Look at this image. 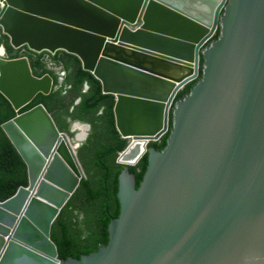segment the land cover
Instances as JSON below:
<instances>
[{"label":"water","instance_id":"95a60500","mask_svg":"<svg viewBox=\"0 0 264 264\" xmlns=\"http://www.w3.org/2000/svg\"><path fill=\"white\" fill-rule=\"evenodd\" d=\"M0 26L15 48L75 54L114 95L127 142L108 244L64 261L51 231L84 178L75 151L89 126L72 146L43 105L4 122L28 187L0 200V264H264V0H0ZM218 27L202 79L155 150L149 143L168 131L171 105ZM4 51L0 91L16 111L51 94L49 73ZM132 142L144 153L125 163ZM146 154L136 188L128 167Z\"/></svg>","mask_w":264,"mask_h":264},{"label":"trees","instance_id":"16d2710c","mask_svg":"<svg viewBox=\"0 0 264 264\" xmlns=\"http://www.w3.org/2000/svg\"><path fill=\"white\" fill-rule=\"evenodd\" d=\"M220 27L204 45L199 55V72L196 79L186 84L176 95L169 111L168 131L150 147L162 151L174 125V110L178 101L187 97L202 79L204 69L203 50L220 38ZM0 46L10 58L27 56L32 71L37 76L49 73L54 79L50 95L39 93L31 103L16 111L8 98L0 91V200L13 197L19 188L28 187V169L18 154L2 124L21 112L43 105L51 114L61 133L70 140L73 123L89 126L86 140L76 150L77 161L84 173L77 190L54 223L51 239L58 248L61 260H79L90 255L109 241L108 225L120 214L118 201L119 175L123 166L117 158L127 147L116 129L114 117L115 97L102 92L101 83L82 68L75 54L65 50L35 51L27 45L15 48L9 36L0 26ZM62 73L64 75L62 76ZM62 78V80H61ZM76 133V132H75ZM148 168V156L144 155L128 172L139 187Z\"/></svg>","mask_w":264,"mask_h":264},{"label":"bare ground","instance_id":"6f19581e","mask_svg":"<svg viewBox=\"0 0 264 264\" xmlns=\"http://www.w3.org/2000/svg\"><path fill=\"white\" fill-rule=\"evenodd\" d=\"M73 131L77 132V135L75 136V144H80L86 135V127L82 125H75L73 127ZM82 134V135H78ZM144 153V145L141 142H132V145L129 147V149L121 156V160L125 163H133L137 159L140 158V156Z\"/></svg>","mask_w":264,"mask_h":264},{"label":"clouds","instance_id":"9594fccd","mask_svg":"<svg viewBox=\"0 0 264 264\" xmlns=\"http://www.w3.org/2000/svg\"><path fill=\"white\" fill-rule=\"evenodd\" d=\"M24 46V45H23ZM1 47V46H0ZM54 53V52H53ZM2 55L4 56V57H8L7 55H6V53H5V51L2 53ZM8 58H10V57H8ZM64 75V73H62V76ZM61 80H62V78H61ZM74 124L75 123H73V125H72V127H71V132L72 133H74L75 135H76V133L73 131V127H74ZM77 124H79V125H85V124H80V123H77ZM67 135V134H66ZM87 135H88V133H87ZM68 137V136H67ZM68 139H69V137H68ZM74 139H75V137H74ZM73 139V140H74ZM69 141H70V139H69ZM71 144V143H70ZM73 146V145H72ZM80 147V146H79ZM76 152V151H75Z\"/></svg>","mask_w":264,"mask_h":264},{"label":"rangeland","instance_id":"374dc122","mask_svg":"<svg viewBox=\"0 0 264 264\" xmlns=\"http://www.w3.org/2000/svg\"><path fill=\"white\" fill-rule=\"evenodd\" d=\"M76 133H77V132H76ZM78 135H82V134H79V133H78ZM74 137H75V136H74ZM73 139H74V138H73ZM73 139L69 141V142L71 143V145H74V144L76 143L75 140H73Z\"/></svg>","mask_w":264,"mask_h":264},{"label":"flooded vegetation","instance_id":"af4514ba","mask_svg":"<svg viewBox=\"0 0 264 264\" xmlns=\"http://www.w3.org/2000/svg\"><path fill=\"white\" fill-rule=\"evenodd\" d=\"M76 135H77V133H76ZM76 135H75V136H76Z\"/></svg>","mask_w":264,"mask_h":264}]
</instances>
